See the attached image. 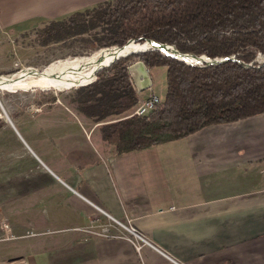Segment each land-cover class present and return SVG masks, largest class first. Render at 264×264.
I'll return each mask as SVG.
<instances>
[{
	"label": "crops",
	"instance_id": "1",
	"mask_svg": "<svg viewBox=\"0 0 264 264\" xmlns=\"http://www.w3.org/2000/svg\"><path fill=\"white\" fill-rule=\"evenodd\" d=\"M103 1L0 0V74L15 65L12 37L22 29ZM149 72L152 86L138 102L150 91L163 100L166 82L162 94L154 82L166 69ZM68 104H28L0 122V170L19 186L22 174V226L13 227L49 235L26 264H264V113L116 153ZM112 218L151 245L137 251L124 237L85 230Z\"/></svg>",
	"mask_w": 264,
	"mask_h": 264
},
{
	"label": "trees",
	"instance_id": "2",
	"mask_svg": "<svg viewBox=\"0 0 264 264\" xmlns=\"http://www.w3.org/2000/svg\"><path fill=\"white\" fill-rule=\"evenodd\" d=\"M93 29H100L95 41L102 47L152 39L184 53L235 57L194 66L150 50L119 58L76 88L69 104L96 123L106 122L99 129L101 138L116 153L264 113V66H245L264 54V0H107L50 21L42 43ZM136 59L148 69L165 67L166 91L161 109L125 117L139 100L126 69Z\"/></svg>",
	"mask_w": 264,
	"mask_h": 264
},
{
	"label": "rangeland",
	"instance_id": "3",
	"mask_svg": "<svg viewBox=\"0 0 264 264\" xmlns=\"http://www.w3.org/2000/svg\"><path fill=\"white\" fill-rule=\"evenodd\" d=\"M48 24L49 22L30 24L22 29L20 35L12 37L14 52L16 53L15 58L12 59H14L15 65L10 72L3 75L18 72L23 67L43 70L52 64H65L73 59L89 57L99 49L106 48L99 46L100 43L95 41V38L100 36V29H93L85 34L65 37L43 44V30ZM161 81L159 83L155 81L154 88L162 94L165 89L164 77ZM78 87L80 86L64 90H0V122L6 118L5 113L15 117V119L22 116V111L26 109L28 104L48 102L53 98L69 103L74 95V90ZM88 122L91 125L94 124L91 118H88ZM99 123H96L98 127L101 126ZM16 129V132L22 136V122L16 123ZM9 175L8 172L0 170V222H7L11 229L9 238H3L0 230V264H26V258L29 254L34 255L35 252H41L42 247H37L36 244L39 245L42 239H49V235L44 237L22 236V233H18L19 231H16L18 229L13 227L14 225L22 226V174L15 175L16 182H21L20 186L16 185L14 178L11 180Z\"/></svg>",
	"mask_w": 264,
	"mask_h": 264
},
{
	"label": "bare ground",
	"instance_id": "4",
	"mask_svg": "<svg viewBox=\"0 0 264 264\" xmlns=\"http://www.w3.org/2000/svg\"><path fill=\"white\" fill-rule=\"evenodd\" d=\"M142 43V42H141ZM147 43L130 42L122 49L103 48L86 58L73 59L65 64H52L43 70L23 67L20 71L0 77V90L56 89L64 90L86 84L94 73L107 66L114 58L147 48ZM172 52L171 49H168Z\"/></svg>",
	"mask_w": 264,
	"mask_h": 264
},
{
	"label": "water",
	"instance_id": "5",
	"mask_svg": "<svg viewBox=\"0 0 264 264\" xmlns=\"http://www.w3.org/2000/svg\"><path fill=\"white\" fill-rule=\"evenodd\" d=\"M130 42H135V44L147 43L148 47L144 48L142 50H139V51L128 53L126 55L118 56V57L114 58V60L110 61V63L107 66H105V67H108L111 63H113L114 61L118 60L119 58H123V57L129 56L131 54L143 53V52L150 51V50H158L159 52H161L164 55L170 56V57L175 58V59H177L179 61H182V62H184L186 64L194 65V66L216 65V64L224 62V61H226L228 59L235 60V57L233 55L225 56V57L210 58V57H208V56H206L204 54L203 55H196V54H192V53L180 52L173 45L160 43V42L154 41L152 39H145L142 43L138 42V41H135L134 39H129L123 46H109V47H106L105 49L113 48V47H115L117 49H122L123 47H125L126 44L128 45ZM168 49H171L172 52H169ZM245 66L246 67H252V66L261 67V66H264V54L258 53L256 58L253 61H251L249 63H246ZM105 67H100L94 73L93 79L91 81H89L86 84H81L79 86H84V85H87V84L91 83L92 81H94L96 79V73L100 69L105 68ZM126 69H127L128 74H129L131 83H132V85L134 86V88H135V90L137 92H142L144 90H147V89L151 88L152 80H151L149 69L147 68L146 64L141 59H136L135 61L129 63L126 66ZM5 116L8 119V116H7L6 113H5Z\"/></svg>",
	"mask_w": 264,
	"mask_h": 264
},
{
	"label": "built area",
	"instance_id": "6",
	"mask_svg": "<svg viewBox=\"0 0 264 264\" xmlns=\"http://www.w3.org/2000/svg\"><path fill=\"white\" fill-rule=\"evenodd\" d=\"M163 106V100L156 95L154 92L150 91L148 95L141 101H139L134 108L125 116H145L149 114L151 111L159 110ZM38 109H34L37 111ZM113 223L108 224H98L97 222L93 221L89 224L88 228L85 230H89L97 235L103 236H112V237H124L129 240L134 248L139 251L145 244H150V242L134 227L130 224L127 220V223L119 222L115 219H111ZM115 223V224H114ZM111 226L118 227V233L114 234L110 232ZM0 230L2 231L3 238H9L10 233V226L7 222L2 221L0 222ZM123 230V231H122Z\"/></svg>",
	"mask_w": 264,
	"mask_h": 264
}]
</instances>
